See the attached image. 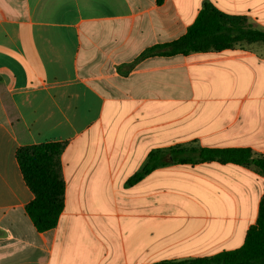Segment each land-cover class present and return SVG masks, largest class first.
Masks as SVG:
<instances>
[{"label":"crops","instance_id":"obj_1","mask_svg":"<svg viewBox=\"0 0 264 264\" xmlns=\"http://www.w3.org/2000/svg\"><path fill=\"white\" fill-rule=\"evenodd\" d=\"M264 23V0H0V264H159L243 246L264 176L209 162L127 181L159 148L264 155V47L147 58L204 3ZM65 143V207L38 232L17 150Z\"/></svg>","mask_w":264,"mask_h":264},{"label":"trees","instance_id":"obj_2","mask_svg":"<svg viewBox=\"0 0 264 264\" xmlns=\"http://www.w3.org/2000/svg\"><path fill=\"white\" fill-rule=\"evenodd\" d=\"M165 1L156 0V3L160 6ZM256 43L264 44V30L251 26L243 16L227 14L206 2L186 34L172 42L148 47L128 68L131 71L142 60L152 57L187 56ZM65 147V143H49L17 150L16 157L24 181L34 194L26 212L38 232L55 228L65 207L61 163ZM209 162L254 168L264 176L263 154L250 148H202L192 142L152 150L144 166L126 184L134 186L159 168ZM159 264H264V197L257 222L249 229L242 247L211 257Z\"/></svg>","mask_w":264,"mask_h":264},{"label":"rangeland","instance_id":"obj_3","mask_svg":"<svg viewBox=\"0 0 264 264\" xmlns=\"http://www.w3.org/2000/svg\"><path fill=\"white\" fill-rule=\"evenodd\" d=\"M245 18L247 20V23L250 24L251 26H253L255 28H258V29L264 30V23L257 24L256 20H252L251 18H247V17H245ZM241 45H244V46H256L258 48H261V47L263 48L264 47V44H261V43H256V44H251V45H248V44H241Z\"/></svg>","mask_w":264,"mask_h":264}]
</instances>
